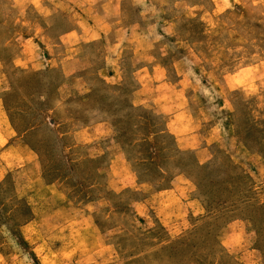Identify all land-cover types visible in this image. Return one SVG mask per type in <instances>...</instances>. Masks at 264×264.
Returning a JSON list of instances; mask_svg holds the SVG:
<instances>
[{"label":"rangeland","instance_id":"rangeland-1","mask_svg":"<svg viewBox=\"0 0 264 264\" xmlns=\"http://www.w3.org/2000/svg\"><path fill=\"white\" fill-rule=\"evenodd\" d=\"M0 264H264V0H0Z\"/></svg>","mask_w":264,"mask_h":264}]
</instances>
